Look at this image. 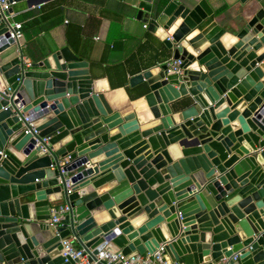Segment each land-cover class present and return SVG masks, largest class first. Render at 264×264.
<instances>
[{
  "label": "water",
  "instance_id": "95a60500",
  "mask_svg": "<svg viewBox=\"0 0 264 264\" xmlns=\"http://www.w3.org/2000/svg\"><path fill=\"white\" fill-rule=\"evenodd\" d=\"M18 1L41 2L5 0ZM136 9L180 73L136 76L147 92L129 110L67 47L13 54L0 13V264H74L61 257L71 240L88 262L163 244L171 264H264V11L227 32L207 21L208 0ZM145 144L152 168L137 156ZM60 199L68 212L52 228Z\"/></svg>",
  "mask_w": 264,
  "mask_h": 264
},
{
  "label": "crops",
  "instance_id": "0c3cea01",
  "mask_svg": "<svg viewBox=\"0 0 264 264\" xmlns=\"http://www.w3.org/2000/svg\"><path fill=\"white\" fill-rule=\"evenodd\" d=\"M137 4L138 0H41L38 6H42L43 13L37 27H49L45 31L28 32L27 38L22 34L18 42L21 53L24 58H35L45 49L53 52L67 47L78 61L86 63L88 76L95 84L92 88L103 93L112 108L129 110L141 100L139 91L147 92L145 82L139 83L136 76L145 72L157 73L159 67L171 58L163 43L135 19ZM208 4L213 13L207 21L214 20L227 32L256 10L261 8L264 11V0H245L242 4L237 0H208ZM8 9L7 19L12 24L18 17L37 14L39 7H29L25 1H18L11 3ZM240 16H244L243 19ZM69 26L79 30L78 42L73 48L66 42ZM72 40L75 41V37ZM16 50V46L11 48L13 54H17ZM120 81H123V87ZM111 86L119 87L111 89ZM145 148L137 156L142 158L144 167L152 168L154 152L146 144ZM146 154L151 158L146 160ZM61 204L62 199L49 203L48 208ZM125 217L130 222L134 215ZM70 244L74 249H80L76 241L71 240Z\"/></svg>",
  "mask_w": 264,
  "mask_h": 264
},
{
  "label": "built area",
  "instance_id": "2783aa9c",
  "mask_svg": "<svg viewBox=\"0 0 264 264\" xmlns=\"http://www.w3.org/2000/svg\"><path fill=\"white\" fill-rule=\"evenodd\" d=\"M8 6L5 0H0V13L6 11ZM38 8V5L33 6ZM145 28V25L142 26ZM9 38L13 40L16 45V52L21 50L20 44L18 42L22 39L21 24L19 22H13L9 25L8 30ZM25 66H28V62L25 61ZM168 73L179 74L180 71L178 66L180 62L178 60L169 59L165 63ZM25 122L28 123L29 127L33 126L32 122H29L26 117L23 118ZM66 194L69 193V183L65 181ZM68 212V205L61 204L57 205L48 211V219L46 224L52 228H55L63 220L64 216ZM63 262H67V259L75 261L74 264H171L166 257L164 245L159 244L151 253H146L143 255H134L131 257H125L119 252L110 253L104 250H100L93 256L90 262H88L89 256L85 253L83 249H74L69 242L61 243ZM233 260L236 259L234 256Z\"/></svg>",
  "mask_w": 264,
  "mask_h": 264
},
{
  "label": "trees",
  "instance_id": "16d2710c",
  "mask_svg": "<svg viewBox=\"0 0 264 264\" xmlns=\"http://www.w3.org/2000/svg\"><path fill=\"white\" fill-rule=\"evenodd\" d=\"M42 10H43L42 6H39V10L37 14L35 15L26 14L24 16L16 18V22H19L21 24V32L25 38H27L28 32L45 31L47 27H49V26L37 27L41 23L40 15L43 13ZM26 20H29V21H26ZM22 21H26V22H22ZM35 27H37V29H35V31H32ZM78 33H79V30L75 26H69L66 30V42L71 48H73V46H75V43L78 42V39H77ZM72 37H75V41H73L74 39L72 40ZM119 84H122V87L124 85L123 81H120ZM111 87H112L111 89H115L119 86H111ZM143 93H144V90L141 89L139 91V94L142 95ZM129 97L133 99V96H131L130 94H129Z\"/></svg>",
  "mask_w": 264,
  "mask_h": 264
}]
</instances>
